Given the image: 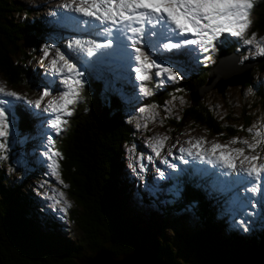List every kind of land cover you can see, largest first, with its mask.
Returning <instances> with one entry per match:
<instances>
[{"label":"rangeland","instance_id":"rangeland-1","mask_svg":"<svg viewBox=\"0 0 264 264\" xmlns=\"http://www.w3.org/2000/svg\"><path fill=\"white\" fill-rule=\"evenodd\" d=\"M13 1L20 9L12 14L11 19L14 22L37 20L43 24H49L48 30L34 36V39L25 38L21 42L22 50L25 52L22 56L23 67L27 68L32 80L26 82L24 80V84L12 86L0 73V85L26 98L16 99L0 95V99L9 102L5 107L11 110L9 135L6 138H0V143L6 142V148H0V173L6 183L21 184L24 195L28 198L26 205L32 215L34 213L38 215L39 221H44L45 217L51 218L61 234L69 237V243H78L80 233L69 219V214L76 208V203L68 193V184L60 174L62 154L59 142L70 132L72 120L76 114V104L81 100L80 96L77 102L70 106L72 115L61 116L66 123L62 125V131L59 133L50 127L55 114L44 110L66 90L62 83L66 74L57 71L63 62H59L56 69L52 67V61L58 60L59 54L62 53L83 73L80 77L82 88L86 84L85 79L92 75L95 79H101L106 95L113 94L127 107L126 115L131 121L134 139L131 144L124 145L125 165L121 180L127 186L126 213L129 218L163 235L175 251L177 264H195V256L186 241H189L190 233L199 227L198 218L193 210L178 208L180 186L176 184V181L179 183L182 172L185 170L193 171L194 176L204 179L210 186L214 197L221 200L216 209L217 214H225L224 221H227L232 229L247 233L253 224H257V221L259 224L263 219L264 211V177L258 182L260 185L258 192L249 191L248 189L253 188L256 182L252 177L240 172V160L243 157L237 158V169L232 170L218 163H209L208 160L189 156L181 149H191L194 153L209 151L213 144L241 148L244 147L243 144H230V142L239 138L251 143L253 138L248 129L264 130V63L262 66L257 64L251 68L250 74L253 80L251 88L247 86L248 83H240L242 77L244 80L248 65L243 69L237 67L248 60H264V53L260 52L257 43H245L246 39L251 38L253 34L257 41L264 40V31H252L256 20L255 9L262 0H254L250 15L251 24L243 36L221 33L212 45H206L209 49L206 52L198 44L186 45L172 51H156L149 49L145 42L143 49L150 58L163 66L173 67V71L178 76V79L171 80L166 74L155 75L156 70L153 69L152 79L143 82L151 89V95L144 94L142 82L136 78L135 65L129 68L121 58L100 57L101 52H110L111 49H100L96 55L88 57L69 48L68 45L74 39L95 38L94 30H86L67 19V17L79 15L62 7L71 0ZM145 28H147L145 41H147V24ZM185 38L195 39L196 37L191 35L173 37L162 43L182 41ZM152 39L156 40V37L153 36ZM226 43H235L239 49L238 60L223 57L220 68L218 67L217 73L211 76L209 84L201 90L192 92L190 97L195 101L204 93L203 101L211 107L217 118L224 124L239 128L241 121L234 123L227 120L229 113L227 106L234 108L231 117H236L241 105L247 108L253 105L257 101L254 100L256 90L262 91V102H257L258 104L247 112L251 115L250 125L240 129L235 136L225 135V132L212 134L205 127L190 123H186L177 131L172 130L168 120L178 118L182 107L190 102L187 93L178 92L179 94L172 96L161 105L145 104L146 98L160 93L167 85H174L181 79L187 78L191 72L198 74L208 67L210 69L217 63L219 53L227 46ZM223 89L226 91L224 92ZM44 91H48L50 95L44 97L39 109H36L34 104L27 103V101L34 102L40 99ZM19 106L23 107L30 116L28 118L34 125L32 133L17 130L16 109ZM140 108H146L148 111L142 113L139 111ZM153 116L155 119H152ZM158 137H167V139L160 149V154L156 155L152 146ZM201 139L206 143L199 149L193 147L195 142ZM52 151L61 154L55 158L59 164V178L52 174L51 160L48 159ZM257 154L261 156V162H264V144L259 146L257 152L246 151L245 153L249 156ZM216 155L219 156V151ZM211 159L215 160L216 156ZM248 166L249 164L245 162L244 167ZM225 173L228 175H224ZM59 193H63V197H60ZM56 200L61 202L57 204ZM88 254L86 251L83 252V255ZM140 257H145L147 262L153 263V260L146 255H140Z\"/></svg>","mask_w":264,"mask_h":264},{"label":"trees","instance_id":"trees-1","mask_svg":"<svg viewBox=\"0 0 264 264\" xmlns=\"http://www.w3.org/2000/svg\"><path fill=\"white\" fill-rule=\"evenodd\" d=\"M257 6L252 31L263 32L264 0ZM18 10L13 0H0V73L12 86L32 80L23 67L25 52L21 42L25 38L34 39L48 30L49 25L37 20L14 22L11 17ZM226 44L219 55L239 53L235 43ZM263 63L264 60L259 66ZM211 67L198 74L191 72L180 82L167 85L160 93L146 98L145 104L161 105L172 96L186 92L190 102L182 107L178 118L168 120L172 130L190 123L203 126L212 134L225 132L235 136L250 125L251 115L247 112L262 102V91L256 90V103L248 108L242 104L236 117H231L234 108L227 106V120L241 121L239 128L224 124L202 97L195 101L190 97L192 92L208 85ZM252 82L249 74L246 83L249 88ZM85 83L70 132L59 142L60 174L76 203L69 219L80 233L78 243H69V237L61 234L51 218L39 221L38 215H32L21 184L6 183L0 173V264H78L79 258L91 257L99 250L120 256L135 248L145 250L164 264H177L175 251L167 239L126 213L127 186L121 180L124 145L134 139L127 107L113 94L106 95L101 79L91 75ZM16 115L17 130L32 133L34 125L25 109L19 106ZM182 173L179 183L176 181L180 186L178 208L193 210L199 223L186 241L195 256V264H264V211L263 219L247 233L234 230L224 221L225 214H217L221 200L214 197L206 181L194 176L191 170ZM84 251L89 254L83 255Z\"/></svg>","mask_w":264,"mask_h":264},{"label":"snow or ice","instance_id":"snow-or-ice-1","mask_svg":"<svg viewBox=\"0 0 264 264\" xmlns=\"http://www.w3.org/2000/svg\"><path fill=\"white\" fill-rule=\"evenodd\" d=\"M69 12L79 14L78 16L67 17L77 25L86 30H94L95 38L74 39L68 46L74 51L83 53L88 57L96 55L100 49H111L110 52H101L100 57L110 56L123 59L129 68L135 65L134 71L136 78L142 82V90L145 95H151V89L146 81L155 75H167L171 80L178 79L173 67L163 66L151 59L143 49L147 42L149 49L156 51H172L180 49L186 45L198 44L205 52L208 51L206 45H212L213 41L221 33H231L235 36H243L251 24L250 15L254 7V0H71L62 6ZM148 25L147 41H145V25ZM195 39L185 38L177 42H163L171 40L173 37L189 36ZM155 36L156 40L152 37ZM245 43H257L261 53H264V40L257 41L255 34L246 39ZM115 45V47H114ZM179 54V53H177ZM63 62L61 68L57 69L66 74L62 83L65 91L54 99L44 110L55 114L50 127L59 133L62 125L66 121L61 119L62 115L70 116L72 111L70 106L74 105L82 88L80 77L83 73L71 63L64 54H59L58 60L52 61V67L56 69L59 62ZM0 95L13 97L16 99H26L14 91H8L0 85ZM48 91H44L36 101H27L34 104L36 109L41 107L44 97L49 96ZM9 102L0 99V138L9 135V116L11 110L5 105ZM140 112L148 109L140 108ZM152 119H155L153 116ZM248 132L253 138V142L248 140L233 139L230 144H243L241 148H231L230 145L213 144L209 151L193 152L191 149H181L189 156H196L201 160H208L209 163H218L222 167L235 170L237 169V158L240 160V172L252 177L255 181L253 188L249 191L258 192L260 190L259 181L264 177V162L257 155H245L247 152H257L261 144H264V130ZM167 137L156 138L152 146L156 155L160 154ZM54 143V142H52ZM191 143V141L189 142ZM204 140H197L193 147L200 148ZM0 148H6V142L0 143ZM227 150V151H226ZM219 151V156L217 152ZM61 154L52 151L48 156L51 160L52 174L59 178V164L56 157ZM216 156L215 160L211 157ZM183 158V157H181ZM245 162L249 164L244 167ZM224 175H228L225 173ZM63 183V181H61ZM63 197V193H59ZM57 204L61 201L56 200ZM70 207V205H68ZM66 210V209H65Z\"/></svg>","mask_w":264,"mask_h":264},{"label":"water","instance_id":"water-1","mask_svg":"<svg viewBox=\"0 0 264 264\" xmlns=\"http://www.w3.org/2000/svg\"><path fill=\"white\" fill-rule=\"evenodd\" d=\"M223 57L234 58V60L237 61L238 60V57H239V53L231 52V53H224V54L220 55L218 57L217 63H215L211 67L210 75L211 74L214 75L215 73H217V71H218L217 68L218 67L220 68V63H221V60L223 59ZM260 62H262V59H257L256 61H247V63L244 62V64L237 66L238 68L243 69L245 66L248 65V67L246 68L244 80H243V77L241 79V82H240L241 84L247 83L251 68L254 65L259 64ZM237 74H239V73H237ZM203 94L204 93H202L198 97V99L200 97H202ZM136 252H137V254H136ZM140 255H143V256L146 255L148 258L152 259L153 260V263L152 264H164V263L160 262V260H158L156 257L150 255L149 253H147L145 250H142L141 248H135L132 252H130L128 254H125V255H120V256H114L112 253H110L108 251L99 250L93 256H91V257L82 256L81 258L78 259V264H128V263H130L131 260H137V262L135 264H143V262H139L141 260L142 261L145 260V263L146 264H151V263H149V262L146 261V258L145 257H140ZM143 258H144V260H143Z\"/></svg>","mask_w":264,"mask_h":264},{"label":"bare ground","instance_id":"bare-ground-1","mask_svg":"<svg viewBox=\"0 0 264 264\" xmlns=\"http://www.w3.org/2000/svg\"><path fill=\"white\" fill-rule=\"evenodd\" d=\"M145 29H147V28H145ZM211 76H212V74H211ZM136 262H137V260H131L130 263H128V264H135ZM139 262H143V264H146L145 260L144 261L141 260Z\"/></svg>","mask_w":264,"mask_h":264}]
</instances>
